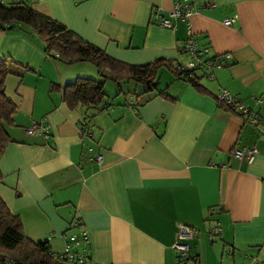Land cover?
Instances as JSON below:
<instances>
[{"label":"crops","instance_id":"0c3cea01","mask_svg":"<svg viewBox=\"0 0 264 264\" xmlns=\"http://www.w3.org/2000/svg\"><path fill=\"white\" fill-rule=\"evenodd\" d=\"M33 1L127 64H188L181 49L189 39L208 48L204 61L230 57L197 70L210 95L169 69L158 79L169 96L107 81L117 94L83 137V110L71 109L63 90L77 78L102 80L98 68L48 55L25 25L0 30V59L14 61L6 94L19 108L7 126L0 196L26 235L60 255L69 234L86 230L90 264H176L173 245L188 225L198 264H264V0H197L189 18L171 15L178 0ZM158 15L174 27L158 25ZM221 89L260 121L221 107ZM35 123L48 134L29 135ZM252 148V160L235 155ZM99 154L102 164L89 160Z\"/></svg>","mask_w":264,"mask_h":264},{"label":"trees","instance_id":"16d2710c","mask_svg":"<svg viewBox=\"0 0 264 264\" xmlns=\"http://www.w3.org/2000/svg\"><path fill=\"white\" fill-rule=\"evenodd\" d=\"M34 4L33 0H0V30L25 25L42 39L48 55L67 64L91 62L98 68L102 80L77 78L74 82L68 83L63 90L65 103L71 109L83 110L78 122L83 137L91 135V122L107 108L109 98L105 84L109 80L119 85L133 81L142 85L145 93L169 96L165 90L158 89L160 72L169 69L198 92L210 95L201 85L202 78L196 73L201 68L178 70L177 64L167 59H158L144 65H131L116 60L104 50L81 38L63 23L38 11ZM56 54L59 56L56 57ZM12 61L10 58L0 59V159L8 144L12 142L7 126L14 124V117L19 110L17 104L6 94L7 77L13 74L11 63L14 61ZM19 75L23 76V74ZM219 103L221 107L234 111L232 106L220 101ZM3 179L4 174L0 168V182ZM74 225L81 226L78 221ZM176 255L177 264L179 259L177 251ZM0 264H68V261L54 253L48 241L36 242L29 238L25 233L21 217L14 214L0 196ZM195 264H198V259H195Z\"/></svg>","mask_w":264,"mask_h":264},{"label":"built area","instance_id":"2783aa9c","mask_svg":"<svg viewBox=\"0 0 264 264\" xmlns=\"http://www.w3.org/2000/svg\"><path fill=\"white\" fill-rule=\"evenodd\" d=\"M196 1L197 0H178L174 5L171 15L174 17L189 18L193 13L192 11L193 7L196 5ZM158 16V23L160 26L168 28L174 27L170 19L162 17L161 15ZM233 22L234 19L232 18H228L224 21V23L227 25H231ZM181 51L184 54H187L191 58V61L188 64L177 65L178 70H191L195 68H202L203 66L209 69L222 67L225 66L228 58L230 57V55L227 54L222 58H212L209 61H204V57L202 55L209 52L208 48L199 49L196 42H194L192 39L187 40L183 44ZM57 56L59 55L56 54V57ZM216 98L220 102L232 106L235 113L242 116H247L249 121L252 123H258L260 121V114L244 106L239 98L231 91L227 89H221L216 94ZM39 131L43 132L44 134H48V126L35 123L30 128H27V133L31 136H35ZM256 152V148L248 150L247 153L241 150H235V155L239 157L246 155L249 160H252ZM89 160L97 162L98 164H102L103 156L102 154H99L98 156L90 157ZM193 237V229L190 226L181 225L179 227L177 241L173 246L179 256L177 264H195V259H197V256L191 252V248L188 243ZM60 256L61 258L66 259L68 264H90L91 250L87 231H82L81 236H78L76 233L69 235L66 241L65 251L63 254H60Z\"/></svg>","mask_w":264,"mask_h":264},{"label":"rangeland","instance_id":"374dc122","mask_svg":"<svg viewBox=\"0 0 264 264\" xmlns=\"http://www.w3.org/2000/svg\"><path fill=\"white\" fill-rule=\"evenodd\" d=\"M166 71L169 72L168 70H166ZM161 75H162V73L159 75V78H158V79L161 78ZM158 82H159V80H158ZM111 84L115 85V83H113V82L110 81V82L107 84V86L105 87L106 92L109 94L108 98H110V99L114 98V95L117 94V92H114V94H112V93L109 91V88H110V85H111ZM132 84L135 85V83H132ZM136 85H137V84H136ZM115 86H117V85H115ZM138 87H139V88H142V90H144V87H143L142 85H138ZM117 90H118V89H117ZM69 235H70V234H69ZM78 236H81V232L78 233Z\"/></svg>","mask_w":264,"mask_h":264}]
</instances>
